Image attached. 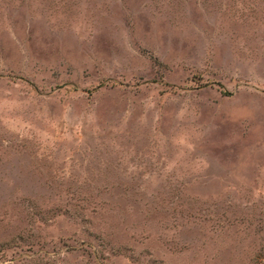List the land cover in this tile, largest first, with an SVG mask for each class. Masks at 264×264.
I'll return each instance as SVG.
<instances>
[{
    "label": "rangeland",
    "instance_id": "obj_1",
    "mask_svg": "<svg viewBox=\"0 0 264 264\" xmlns=\"http://www.w3.org/2000/svg\"><path fill=\"white\" fill-rule=\"evenodd\" d=\"M0 264H264V0H0Z\"/></svg>",
    "mask_w": 264,
    "mask_h": 264
}]
</instances>
